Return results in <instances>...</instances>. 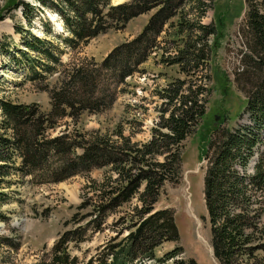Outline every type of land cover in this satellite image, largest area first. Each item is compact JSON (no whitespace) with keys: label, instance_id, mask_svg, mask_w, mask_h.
I'll list each match as a JSON object with an SVG mask.
<instances>
[{"label":"trees","instance_id":"obj_1","mask_svg":"<svg viewBox=\"0 0 264 264\" xmlns=\"http://www.w3.org/2000/svg\"><path fill=\"white\" fill-rule=\"evenodd\" d=\"M246 1L248 50L242 56L245 68L240 72L244 78L240 86L246 89L245 110L252 123L233 127L219 124L202 133L199 146L208 161L204 197L213 252L219 264H264V151L253 172L246 170L264 128V0ZM185 2L132 0L113 5L111 0H0V22L13 10L22 9L31 26L37 16L35 10L46 7L59 15L65 28L57 32L50 21L45 22L44 32L51 35L49 38L16 24L21 42L7 40V36L0 41L1 52L9 56L12 66L23 70L26 81L48 90L51 97V110L47 112L38 104L0 99V210L7 199L4 189L13 184L12 174L30 176L36 183L59 182L103 166H111L117 177H106L104 185L116 183L110 189L102 188V217L135 197L140 202L134 207L136 228L107 245L102 256L79 263L68 249L69 233H65L54 245L50 264H142L155 259L160 263L172 260L174 264H199L193 258L179 259L182 247L157 258L158 246L179 241L181 235L175 211L168 207L157 209L155 204L164 184L181 178L184 141L206 113L204 84L178 79L163 88L159 94L165 105L161 121L152 128V138L143 143L133 142L122 131L117 133L125 141L121 145L97 133L85 137L80 133L48 132L66 116L77 118L85 110L96 113L110 106L117 98L115 85L140 71V64L157 47L156 39L165 24ZM156 7L158 10L142 32L116 46L103 61L63 62L62 55L68 47H77L111 28H124L131 19ZM185 23L179 22V30L187 32V41L172 57V63L191 74L208 65L206 39L217 30L214 24L199 23L202 33L192 39L191 32L196 29ZM59 71L63 76L58 85L50 88L44 84ZM106 72L113 80V88L102 87ZM5 218L0 211V219ZM3 243L0 237V246Z\"/></svg>","mask_w":264,"mask_h":264},{"label":"rangeland","instance_id":"obj_2","mask_svg":"<svg viewBox=\"0 0 264 264\" xmlns=\"http://www.w3.org/2000/svg\"><path fill=\"white\" fill-rule=\"evenodd\" d=\"M126 1L132 0H111V4ZM205 1L203 4L186 0L178 8L177 14L168 20L157 37V47L140 64V71L115 85L117 98L110 106L96 113L85 110L77 118L66 116L48 132L51 135L60 132L80 133L85 137L97 133L102 137L109 136L121 145L125 141L117 133L122 131L133 142L143 143L152 138V128L161 121V111L165 105L159 94L163 88L178 79L196 82V85L204 84V95L208 99L206 113L195 132L184 141L181 178L178 182H166L155 204L157 209L168 207L175 211L181 237L179 241L162 243L156 248L155 254L160 258L172 249L182 247V252L177 255L179 259L193 258L199 264H219L213 252L204 197L208 161L199 146L202 133L211 131L219 124L233 127L252 123L250 114L245 110L248 102L246 89L240 86V81L244 80L240 72L245 68L242 56L248 50L246 20L249 3L246 0ZM157 10L158 7L138 15L124 28H111L77 47H68L62 55L63 62L68 65L103 61L116 46L137 37ZM35 13V21L28 26L22 9L13 10L10 16L0 22V41L7 36V40L21 42V34L15 31L16 24L49 38L51 35L44 32V23L47 21L51 22L55 31H64L62 20L53 10L45 7L35 10ZM180 21L196 29L191 32L192 39L202 33L198 30L199 23L214 24L217 30L216 34L206 39L209 45L208 65L191 74L182 72L179 64L172 63V57L187 41V32L181 33L179 30ZM64 34L67 36L69 33L65 31ZM108 73L102 79L104 89L113 88V80ZM62 76L60 71L56 72L44 84L54 87ZM0 99L38 104L44 112L51 110L49 91L26 81L23 70L14 68L9 56L3 54L1 49ZM262 151L264 128L261 141L246 168L248 173L253 172ZM111 174L113 179L117 177V173H112L111 166L94 167L88 173L59 182L44 183H36L30 176L12 174L10 179L13 184L4 189L7 199L0 210L6 217L0 219V237L4 241L0 246V264H50L54 245L65 233H69L68 249L79 263L93 256H102V250L107 245L123 239L136 228L134 225L138 216L134 207L140 202L135 197L102 217V188L108 186L110 189L116 183L111 181L109 185H104L107 175ZM142 264L174 262L168 260L160 263L155 259Z\"/></svg>","mask_w":264,"mask_h":264},{"label":"water","instance_id":"obj_3","mask_svg":"<svg viewBox=\"0 0 264 264\" xmlns=\"http://www.w3.org/2000/svg\"><path fill=\"white\" fill-rule=\"evenodd\" d=\"M0 227H1V225H0Z\"/></svg>","mask_w":264,"mask_h":264}]
</instances>
